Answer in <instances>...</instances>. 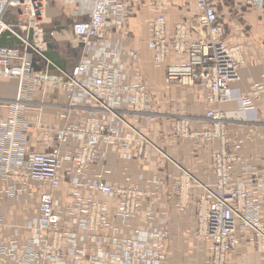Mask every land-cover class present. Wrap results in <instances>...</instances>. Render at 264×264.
Returning a JSON list of instances; mask_svg holds the SVG:
<instances>
[{"label": "built area", "instance_id": "2783aa9c", "mask_svg": "<svg viewBox=\"0 0 264 264\" xmlns=\"http://www.w3.org/2000/svg\"><path fill=\"white\" fill-rule=\"evenodd\" d=\"M69 1L66 4L76 7L70 30L81 43L82 57L64 70L45 55V0H0V79L18 85L15 101L0 103V110L6 112L0 115V264H165L161 233L146 234L139 223H130L143 214L149 216L142 210L148 192L137 183L146 180L147 187L152 186L150 193L156 192V176L146 179L134 174L112 183L93 173L95 164L104 166L117 159L121 166L132 167L127 165L131 161L136 167L138 159L147 156V141L134 123L145 125L151 97L138 72L110 61L118 60L119 52L104 50V44L95 50V39L116 32L132 35L117 28L139 7L165 0ZM193 2L196 14L189 34H169L162 15L152 21L148 44L154 61L162 62L173 46L187 58L166 67L167 86L199 84L208 90L209 98H232L226 85L239 79L238 70L246 61L244 39L226 37L215 1ZM251 3L264 6V0ZM9 10H14L13 23L4 19ZM33 54L56 71H32ZM134 54L133 50L127 56L134 60ZM25 86L63 91L58 126L23 119L25 105L31 102ZM249 95L262 97L264 82L253 84ZM242 97L236 96L241 105L248 103L249 98ZM125 107L130 110L126 115ZM248 115L253 120L255 114ZM221 117L224 121V116L204 114L205 120ZM203 131L195 133L199 145L206 141ZM174 133L177 142L192 135L182 116ZM225 141L221 140L213 156L215 183L211 186L177 163L179 206L193 189L200 190L195 202L196 236L205 254L210 243L205 256L210 264H223L226 253L234 251L237 232L250 233L258 245L264 244V221L258 218L264 202V172L246 163L240 178L233 176L230 169L238 157L228 152ZM65 183L74 184L75 190L70 193L71 202L61 204L59 188ZM4 199L15 203H4ZM5 228L10 231L6 236L2 235Z\"/></svg>", "mask_w": 264, "mask_h": 264}, {"label": "crops", "instance_id": "0c3cea01", "mask_svg": "<svg viewBox=\"0 0 264 264\" xmlns=\"http://www.w3.org/2000/svg\"><path fill=\"white\" fill-rule=\"evenodd\" d=\"M189 1L192 0H187ZM191 6L182 4L181 0L177 3L172 0H165V3H153L143 5L135 13L129 16L122 26L117 29L136 32L133 35H125L121 32L116 34H106L96 37L94 49L101 48L104 44V50H113L119 52V59L109 58L112 62H118L134 69L141 77V80L148 84L149 94L154 100L151 120L144 127V131L153 142H162L165 152L172 157L180 166L191 171L198 179L212 181V174L209 172L211 147L208 143L197 144V140L184 138L183 142L174 141L170 134L175 114L186 116L191 120V127L196 129L204 125L203 115L205 110V89L199 84L191 85H170L164 83L166 66L176 62L183 61L186 53H179L170 46L166 51V57L163 62L154 61V52L149 47L148 35L152 27V21L162 15L169 32L191 33L190 21L196 14L194 2ZM10 15V18L8 19ZM45 23L49 29L46 30L44 38L47 42L45 55L59 68L69 70L81 57V43L67 35L66 30L58 27L62 16L56 6L47 5L44 8ZM5 21L13 23L14 10H9ZM109 26H113L110 24ZM114 27V26H113ZM59 32L64 33L59 35ZM242 34V33H241ZM239 34V35H241ZM106 39V41L104 40ZM245 63L238 70L239 79L229 83L230 89L234 94H244L248 92L253 84L264 82V32L260 38L249 35L244 38ZM132 50V51H130ZM135 58L127 56L133 52ZM110 63V62H109ZM31 70H47L54 73L56 69L48 64L39 56L33 54ZM11 88L10 95L6 96V90ZM17 94V84L8 80L0 79V103L5 104L13 102ZM31 102L43 100L53 105H44L40 110L42 121L50 126L58 125L61 121V109L55 104L62 103L63 96L58 90H47L45 95L38 91L26 92ZM251 110L242 111L236 100H229L221 104L222 110L228 115L230 121L226 126V136L229 146H236L241 157L242 163L251 164L256 172H264V101L262 98H251ZM36 109H24L23 119L34 121L38 116ZM255 114L253 120L248 113ZM6 112L0 110V115ZM39 148V147H38ZM157 156L151 153L150 161H140L136 167L133 162L121 166L117 159L108 161L104 166L93 167L95 175L101 174L103 179L112 183H120L125 176L142 174L144 178L156 176L157 191L150 193L151 184L147 187L146 180L137 185L144 187L149 193L142 204V210L147 211L148 217H141L139 220L132 221V224L139 223L146 234L160 232L162 250L166 255V264H205L202 244L195 238V202L199 193L198 189H193L186 203L179 206L174 192L173 177L178 175L179 171L170 165H158ZM68 163H65L67 169ZM170 171L167 175L165 170ZM74 184L65 183L59 188L61 204L71 202L70 193L74 192ZM4 203L14 204L15 202L4 199ZM264 202H262V213L264 216ZM144 218V219H143ZM163 220V222H161ZM134 226V225H133ZM10 232L5 228L2 235ZM264 264V255H261L251 247L250 244L243 242L236 250L227 256L226 264Z\"/></svg>", "mask_w": 264, "mask_h": 264}, {"label": "bare ground", "instance_id": "6f19581e", "mask_svg": "<svg viewBox=\"0 0 264 264\" xmlns=\"http://www.w3.org/2000/svg\"><path fill=\"white\" fill-rule=\"evenodd\" d=\"M48 1L49 0H45V6L49 5ZM66 2L67 3H70L69 0H64V4H66ZM192 18H191V20H192ZM164 24H165V22H164ZM165 29H166V25H165ZM166 31H167V29H166ZM167 32L169 34L176 33V32H173L172 33V32H169V31H167ZM181 33H186V32H180V33H177V35H180ZM179 53H184V52H179ZM165 57H166V55H165ZM186 58H187V55H186ZM186 58L183 61H185ZM183 61H180V62H183ZM177 63H179V62H177ZM169 65H172V64H169ZM165 72H166V70H165ZM238 77H239V75H238ZM146 88H147V93L149 94L148 85L146 86ZM25 89H26V92H29V91L30 92L31 91H38V92H40L41 95H45L46 92H47V90H49V89L50 90H58V89H55L54 87H51V86L41 87V88L40 87H34V86H25ZM226 89H229L232 92V89H230V87H229V83L226 85ZM250 90L248 92L244 93V94H239V93L234 94L232 92L233 93L232 98H229V99L227 98V99L221 101L220 99H217V98H212V97L209 98L208 97L209 96V92H208V90L205 89L206 92H205V97H204V102H205L204 114H205V111L206 112L208 111V112H211L214 115L216 114V115L224 116V121H222L223 117H221V118H219L217 120H211V119H208V118H207V120H205L204 115H203L204 125H202L199 128L194 129V128L191 127V120H190V118H188L186 116H182L183 119H185V120L188 121L189 131L192 133L191 137H185V138H191L193 140H197L198 141V139L196 138L198 136V134H195V133L200 132V131L201 132H204L203 130L206 129V141H203V142L208 143L210 145V147H211L209 172L212 174V178H213L212 181L207 182V184L209 186H211V185H213L215 183V176H214L213 171H212V168H213V156H214V154L216 152H218L219 146H220V143H221V140L225 139L226 140L225 141L226 147H227V149H229L228 152L229 153H236V155L238 157V161L235 164H233L231 166V169H230V172H231V174L233 176H236V177L240 178V175H239V172L241 170L240 168L246 164V163H244V164L242 163L244 160L241 157V154L239 153L237 147L236 146H229L228 145V139H227V136H226V126H227V123L230 121V119H229L228 115L224 112V110H222L221 104L224 103V102H226V101H229V100H236L239 103L240 110H242V111L251 110L253 108V106L251 105V98H254V97H251L250 98V95H249L250 94ZM58 91H60V93L63 96V100H64L63 91L61 89L58 90ZM17 94H18V85H17ZM17 94H16V97H17ZM237 95L243 96L242 97L243 99L244 98H249L248 103H242V105H241L239 99L236 98ZM206 96H207V98H206ZM256 98H262V100L264 101V95L262 97H256ZM63 102L60 103V104H55V106H57V107H59L61 109V119H62V114H63V108H62ZM48 104L53 105L52 103H46L43 100H41L39 102H30V104L25 105L27 107L26 109H36V110L39 111L37 118L34 121H32V122H34L35 125L50 126V125L45 124L42 121L41 115H40V110H41L42 106H44V105L46 106ZM153 105H154V100L151 99V97L149 96L148 109L146 110V112H144V118H143V120H146L145 125L143 126V123H139V122H135L134 123L136 125V127H138L139 129L142 130V134H143L144 138L147 141V144H146V153H147V156L145 158L144 157L143 158L142 157L139 158L138 161L139 162L140 161H145V162L150 161L151 160V153L153 152L157 156V160H158L157 161V164L158 165H163L164 166V165H167L168 164L170 166H173V168H175L177 170V162L174 161L172 159V157L169 156V154L163 150V147H162L163 144H162V142H158V143L153 142L151 140V138H149L147 136V134L145 133V131H144V127L146 126V124L148 123V121L151 120V115H155V113L152 110L153 109ZM123 110H124V114L125 115L128 114V113H130V110L128 108H126V107ZM24 120L26 122H29V123L31 122L30 120H27V119H24ZM58 125L51 126V127H56ZM174 130H177V114H175V118L173 120L172 126L170 128V134H169L171 136V138L174 141L177 142V137L175 136ZM143 145H144V143L142 144V146ZM155 147L159 148L160 149V152H158ZM163 170H165V169H163ZM165 172H166L167 175H169V176L171 175L170 171L165 170ZM139 175L142 176V174H139ZM193 176L196 177L194 174H193ZM196 178H198V177H196ZM173 186H174V192H175V195H176V198H177V174H175L174 177H173ZM148 194H147V196H148ZM198 194H200V190H199V193ZM99 196L100 195H98L97 199L99 198ZM99 199L104 200V198H102V197H100ZM145 200H146V198L142 202H144ZM103 203L106 204V205H108V201H105L104 200ZM185 203H186V201H185ZM261 211H262V204H260V207L258 209V218H259L260 221H264V216H263V213ZM146 216H145V214H143L142 217L146 218ZM236 234H237V236L239 238V242L235 246V249L234 250H236V248L240 244H242L243 242H245V243L250 244L251 247L255 250V252H257V253H259L261 255H264V244L258 245L257 242H256V240H255V238L253 237V235H251L250 233H243V232H237ZM195 238L197 239V236H196V223H195ZM257 240L261 241L260 238H257ZM199 243H201V242L199 241ZM209 249H210V243L208 242V243H206V250L209 252ZM207 251H206V254H207ZM163 253L165 254L164 251H163ZM230 253L231 252L226 253L223 264H226L227 256ZM206 254L205 253H202L204 262H205V264H210L209 261L207 259H205ZM165 258H166V255H165ZM165 264H166V260H165Z\"/></svg>", "mask_w": 264, "mask_h": 264}, {"label": "rangeland", "instance_id": "374dc122", "mask_svg": "<svg viewBox=\"0 0 264 264\" xmlns=\"http://www.w3.org/2000/svg\"><path fill=\"white\" fill-rule=\"evenodd\" d=\"M172 1L177 3V0H172ZM181 1L182 4L184 3L185 5L190 7L191 4L189 3L190 2L192 3L193 0L189 1V3L187 0H181ZM213 1H215L217 4V9L223 21L224 33L226 37L227 36H230L232 38L235 37V39H244L246 37L249 38V35H254L255 38L261 37V34L264 32V6L258 7L253 3H251V0H213ZM48 3L49 5L56 6L59 10L60 15L62 16L60 22L57 24L58 27L66 30L67 35L70 34L72 35L73 38L76 39L75 35L70 30V25L72 20L71 14L76 7L69 4H64V0H49ZM9 18L10 15L8 19ZM45 21L46 18L44 19V22L42 24V26L44 27V35L46 30L49 29V26L47 23H45ZM63 34L64 33L59 32V35H63ZM136 34H137L136 32L134 31L132 32L133 37H136ZM8 81L14 82L13 80H8ZM10 93H11V88H8L6 90V96L10 95ZM202 247L203 249L200 251L202 252L204 251L203 253H205V248L203 245Z\"/></svg>", "mask_w": 264, "mask_h": 264}]
</instances>
